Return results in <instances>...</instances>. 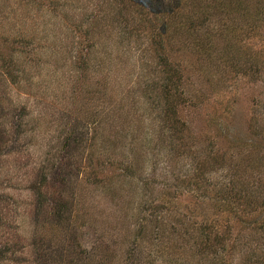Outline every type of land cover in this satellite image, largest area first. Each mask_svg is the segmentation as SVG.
Instances as JSON below:
<instances>
[{"label": "rangeland", "instance_id": "obj_1", "mask_svg": "<svg viewBox=\"0 0 264 264\" xmlns=\"http://www.w3.org/2000/svg\"><path fill=\"white\" fill-rule=\"evenodd\" d=\"M173 1L0 0V264H264L244 216L263 208L223 209L237 176L200 168L226 149L264 190V0L211 8L172 54L156 48Z\"/></svg>", "mask_w": 264, "mask_h": 264}, {"label": "trees", "instance_id": "obj_2", "mask_svg": "<svg viewBox=\"0 0 264 264\" xmlns=\"http://www.w3.org/2000/svg\"><path fill=\"white\" fill-rule=\"evenodd\" d=\"M188 2V4H190V9L187 13L184 12V9L182 7H180V4L184 3V2ZM246 1L248 0H174L173 3H171V6L169 7V10L167 11V15L169 17V24L167 23V19L165 15H161L160 14V21H162V23L164 24L165 27H167V25L172 26V30L171 33V38L168 37V35H163L160 34L159 36H161L160 38L163 40L162 37L166 36L169 40H164L161 42V47H157V51L159 52H165L167 47H169V51H172V54L175 53L174 47L175 44L174 43H179L181 45L186 44L187 46H191L194 47L195 42L193 38L196 35V30L198 32H200V29L203 27V24L198 23V21L202 18L206 17L207 11H210L211 8L214 7H220L223 6V8H244V9H254V7L256 6V4H254V2H252V5H250L249 3L247 4ZM176 8V9H175ZM249 11V10H248ZM249 13H251L249 11ZM253 14V12H252ZM164 27V28H165ZM199 27V28H198ZM233 37H235V35H232ZM149 40H152V36H148ZM174 38V39H173ZM168 42L169 45L166 46L165 43ZM81 44H86L87 46H92V40L90 37L85 36L84 41L80 42ZM172 44V45H171ZM199 45V50L203 53H208L210 51H208L209 49V43L208 40H201L198 43ZM151 45V44H150ZM211 53V52H210ZM233 53L232 48H226L224 50L225 55H229ZM169 55L167 56V59L169 60V64L170 66L172 65V63H170V61L172 62V58L170 57L169 59ZM237 57L235 55L232 56V59H230L231 63V67L230 68H235L236 70L238 69V64H239V59H236ZM233 59L235 60L233 62ZM257 62V60L255 58L250 59L249 61V65L253 64L254 62ZM80 65H78V68L82 69L83 66H87L86 68H88L90 66L89 63V59L86 56H82L79 61ZM168 63V62H167ZM112 65V63H111ZM172 67H174L172 65ZM176 67V71L177 74H180L183 72V69H181L180 67H178L177 65ZM4 75H6V77L13 82H17V80H19V73H13V72H5L3 73ZM162 78L164 79L163 82L161 83L160 87H163L164 90H162L161 92L164 93L160 95L165 99L166 103V112L164 113V119H166V121H168V118L171 119V110H173V113H176L177 110L174 109H170V106L173 105L174 103L171 102L179 93L180 89H177L178 86L174 87V89L172 88L173 84L170 83L169 81H171L172 76L170 75V72H162ZM181 81V76L179 77V83ZM179 83H177L176 85H178ZM183 89V87H182ZM176 102V101H175ZM168 105V106H167ZM161 122H163V119L160 116L159 119ZM170 125V123H169ZM160 126V124H159ZM172 126V125H171ZM205 152H206V159H203V161L201 162V169L202 174H206L208 172L209 169H211V167L215 166V165H219V164H225V162L227 163L226 167L228 169V172H232L233 173V177L237 176V186H232L231 185H227V188L222 189V192L225 195V200H227V203L225 205V207H223V209L225 210H230L233 212V208L231 206V202H232V198H234L236 200V203L240 204H244V207L246 210L247 206H254L257 210V208L262 207L264 210V190H261V192H259L257 189H255L253 186L249 185V181H248V177L247 175L251 174V170L254 167V165L251 162L248 161H243V159L241 160L240 163L237 164H232L231 160H227L225 159V154L227 153V150H224V154H222V156H214V152L213 150H208L205 148H202ZM261 158V163H264V155ZM256 170V169H255ZM255 173V172H254ZM202 180H203V175H202ZM205 181L202 182V184ZM201 185V184H200ZM195 186H199L198 184H196ZM264 188V187H263ZM255 213H252L250 215H244L247 216L249 219H254L252 220L253 223H258V228L259 230H261V232H263L262 234H264V217L260 220L255 219L254 215ZM259 217V216H258ZM244 222V221H242Z\"/></svg>", "mask_w": 264, "mask_h": 264}]
</instances>
